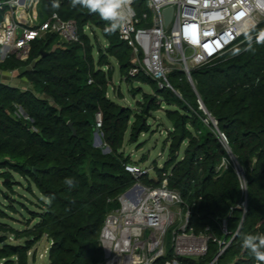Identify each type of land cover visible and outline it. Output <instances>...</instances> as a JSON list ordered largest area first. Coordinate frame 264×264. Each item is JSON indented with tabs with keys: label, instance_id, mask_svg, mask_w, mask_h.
Listing matches in <instances>:
<instances>
[{
	"label": "trees",
	"instance_id": "16d2710c",
	"mask_svg": "<svg viewBox=\"0 0 264 264\" xmlns=\"http://www.w3.org/2000/svg\"><path fill=\"white\" fill-rule=\"evenodd\" d=\"M52 2L40 0L39 18L47 20L57 13L75 20L79 40L60 43V36L50 33L33 41L27 60L15 55L0 60V71L17 72L27 81H0V171L8 188L15 172L26 180L29 192L34 186L45 198L40 211L31 212L36 223L28 222L25 230L0 221V233L25 239L21 244L4 243L6 235L0 236L1 264H30L29 252L45 236L50 242L49 264H99L104 258L101 230L107 214L120 205L118 197L138 181L157 187L164 178L189 211L186 231L211 237L205 255L178 256L180 264H210L221 248L212 238L224 245L231 241L215 264H255L241 244L245 234H264V44L253 43L254 51L247 50L242 35L239 45L190 70L193 85L184 71L173 70L169 81L178 96L144 73L129 76L130 48L117 32L105 31L108 22L98 14L73 8L70 0H59V9ZM3 17L0 11V22ZM255 26L257 31L264 29V18ZM98 31L107 44L102 48L98 42L95 50ZM109 58L117 61L126 81L153 87L156 95H145L139 115L107 96L113 73ZM199 99L244 169L245 211L239 177L212 121L199 110ZM162 104L173 107L166 109L172 125L164 141L168 158L163 167L155 166L157 179L146 173L137 178L126 169L130 157L122 152L125 138L128 134L129 142L135 143L148 132L147 115ZM96 130L109 153L93 145ZM224 158L229 167L219 169ZM66 178H73L75 186L66 185ZM174 258L168 242L166 256L153 264Z\"/></svg>",
	"mask_w": 264,
	"mask_h": 264
},
{
	"label": "built area",
	"instance_id": "2783aa9c",
	"mask_svg": "<svg viewBox=\"0 0 264 264\" xmlns=\"http://www.w3.org/2000/svg\"><path fill=\"white\" fill-rule=\"evenodd\" d=\"M39 3L40 0H0V11L4 12L0 22V60L10 55L27 60L33 41L50 33L58 34L60 43L79 40L75 20H64L57 13L41 20ZM131 7L134 15L130 22L116 31L131 51L129 76L144 73L159 88H169L179 96L169 81V74L176 70L177 64L182 66L193 85L190 75L193 67L233 49L242 36L237 35L240 29L245 25H256L264 18V6H258L257 0H133ZM167 8L173 9L169 22L164 15ZM198 103L199 110L212 121L239 177L244 194L241 207L245 211L247 186L244 169L232 153L217 121L210 116L201 99ZM97 119L100 127L101 114ZM228 158L222 160L219 169L229 167ZM126 169L134 175L146 173L136 166L128 165ZM118 201L119 207L107 214L101 230L104 258L99 264H153L166 256L168 233L178 218L184 222L183 226L171 233L170 239L175 258L166 264H180L178 256L207 253L211 237L186 231L189 211L183 209L179 193L168 188L167 178L157 187L136 183L122 193ZM212 240L221 247L218 257L231 243L224 245V241L217 238Z\"/></svg>",
	"mask_w": 264,
	"mask_h": 264
},
{
	"label": "rangeland",
	"instance_id": "374dc122",
	"mask_svg": "<svg viewBox=\"0 0 264 264\" xmlns=\"http://www.w3.org/2000/svg\"><path fill=\"white\" fill-rule=\"evenodd\" d=\"M86 33L91 34L89 29H86ZM97 33L98 39L94 41V44H96L95 50L100 47L98 42L102 45V48L107 44L100 32L98 31ZM239 44L240 42L237 45ZM94 56L95 59H97L98 54L96 51H94ZM219 57L220 56H215L211 58L210 61ZM109 60L113 65V73L111 83L107 90V96L116 103L130 108L133 114L139 115L142 111L141 105L145 101V95H152L155 97L156 93L153 87L149 84L138 83L136 81H126L120 74L117 61L113 58H109ZM176 69L182 70V66L177 64ZM7 73V81L19 83V85H26V79H20L17 72L12 74H10V72ZM158 101L159 98H157V102ZM169 108L173 107L162 104L157 110H151L146 119L147 123L150 125V130L141 133L138 141L135 143L129 142V136L127 134L122 149L124 155L130 157V166H136L142 169V171L146 172V174L153 179H157L155 166L163 167L165 160L168 158V149L164 146V141L167 138L168 130L172 127L171 123L166 118V109ZM205 120L207 121V119ZM93 145L102 149L104 153L110 152V148L105 145L103 135L99 130H96L94 133ZM12 175L14 183H12V188H8L4 183L8 180H5L4 177H2V171H0V213L2 211L6 215L0 217V221L18 231H23L27 228L26 225L28 222H31V226L36 223V221L33 220L31 212H39V207L42 204V200L45 198L34 186H32L33 192H29L26 180L17 173L13 172ZM134 176L139 178L141 175L135 174ZM137 183H141V181H138ZM12 207L14 209H12ZM118 207L119 206L114 207L112 210H115ZM173 208L175 211L178 210L177 207ZM183 223L184 222L178 218L174 227L171 229V233L178 231V229L180 230ZM2 235H6L5 237H7L4 243L21 244L25 241L24 238L17 239L10 232H6L5 234L0 233V236ZM170 239L171 235L169 231L168 242H170ZM4 243H1L0 246ZM49 247L50 242L46 236L37 242L29 252L30 264H49ZM1 263L2 262H0V264Z\"/></svg>",
	"mask_w": 264,
	"mask_h": 264
},
{
	"label": "clouds",
	"instance_id": "9594fccd",
	"mask_svg": "<svg viewBox=\"0 0 264 264\" xmlns=\"http://www.w3.org/2000/svg\"><path fill=\"white\" fill-rule=\"evenodd\" d=\"M132 2L133 0H70L73 8H86L90 13L98 14L102 20L108 22L105 31L109 33L122 30L130 22L134 15ZM257 3L258 6H264V0H257ZM52 7L59 9V0H53ZM241 34L247 42V50L254 51L253 43L264 44V29L257 31L255 24L243 26L237 33ZM65 184L74 187V179L66 178ZM241 247L254 257L257 264H264V234L243 235Z\"/></svg>",
	"mask_w": 264,
	"mask_h": 264
},
{
	"label": "water",
	"instance_id": "95a60500",
	"mask_svg": "<svg viewBox=\"0 0 264 264\" xmlns=\"http://www.w3.org/2000/svg\"><path fill=\"white\" fill-rule=\"evenodd\" d=\"M172 11H173L172 8H167V9L164 10V15H165L166 22H169V20H170V18L172 16ZM68 125H69V127H70V129L72 131L73 136L76 135V130L74 129L72 123L71 122H68ZM217 257H218V255H216L214 257V259L212 261L213 264H215V261H216Z\"/></svg>",
	"mask_w": 264,
	"mask_h": 264
},
{
	"label": "crops",
	"instance_id": "0c3cea01",
	"mask_svg": "<svg viewBox=\"0 0 264 264\" xmlns=\"http://www.w3.org/2000/svg\"><path fill=\"white\" fill-rule=\"evenodd\" d=\"M7 72L0 71V81H7Z\"/></svg>",
	"mask_w": 264,
	"mask_h": 264
}]
</instances>
